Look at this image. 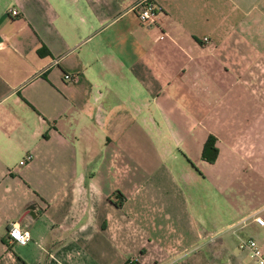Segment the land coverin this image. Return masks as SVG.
<instances>
[{
    "label": "crops",
    "instance_id": "obj_1",
    "mask_svg": "<svg viewBox=\"0 0 264 264\" xmlns=\"http://www.w3.org/2000/svg\"><path fill=\"white\" fill-rule=\"evenodd\" d=\"M137 1L0 0V264L264 254V0Z\"/></svg>",
    "mask_w": 264,
    "mask_h": 264
},
{
    "label": "built area",
    "instance_id": "obj_2",
    "mask_svg": "<svg viewBox=\"0 0 264 264\" xmlns=\"http://www.w3.org/2000/svg\"><path fill=\"white\" fill-rule=\"evenodd\" d=\"M130 11H133L135 13L136 20L142 25H150L154 22L156 10L152 6V4L149 2V0L137 1L131 6ZM8 14L10 16H14L15 12L13 10H10L8 11ZM53 64H55V62H53ZM61 79L62 81L66 83H72L75 81L76 76L73 74H63L61 76ZM27 160H28V157L25 156L21 160H19L17 164L20 166ZM251 221L255 226L259 227L264 232V223L260 218L253 217ZM14 225L16 224H10L8 225L6 229V233H5L6 242L8 245L23 246L19 243V240L14 239L13 236L11 235ZM16 230L19 232L20 237L23 238L25 231L20 230L19 228ZM241 247L247 251L248 258L250 259L252 264H264V254L259 251V249L256 247L255 243L252 240L250 239L245 240L241 244Z\"/></svg>",
    "mask_w": 264,
    "mask_h": 264
},
{
    "label": "trees",
    "instance_id": "obj_3",
    "mask_svg": "<svg viewBox=\"0 0 264 264\" xmlns=\"http://www.w3.org/2000/svg\"><path fill=\"white\" fill-rule=\"evenodd\" d=\"M215 148L213 147V140L210 137H207L200 150V159L208 164L212 163L215 157ZM132 264V263H128Z\"/></svg>",
    "mask_w": 264,
    "mask_h": 264
},
{
    "label": "clouds",
    "instance_id": "obj_4",
    "mask_svg": "<svg viewBox=\"0 0 264 264\" xmlns=\"http://www.w3.org/2000/svg\"><path fill=\"white\" fill-rule=\"evenodd\" d=\"M18 227H19L18 224L13 226V231H12L11 235L13 236L14 239L19 240V243L21 245H24L27 243V240L30 238V234L25 232L24 237L21 238L19 232L16 230V229H18Z\"/></svg>",
    "mask_w": 264,
    "mask_h": 264
},
{
    "label": "rangeland",
    "instance_id": "obj_5",
    "mask_svg": "<svg viewBox=\"0 0 264 264\" xmlns=\"http://www.w3.org/2000/svg\"><path fill=\"white\" fill-rule=\"evenodd\" d=\"M227 231H228V229H225L224 231H222V233H225ZM240 237H241V240H245V236L241 235Z\"/></svg>",
    "mask_w": 264,
    "mask_h": 264
}]
</instances>
